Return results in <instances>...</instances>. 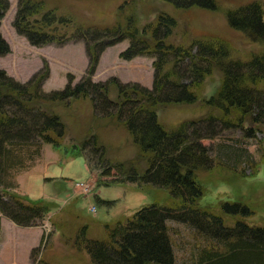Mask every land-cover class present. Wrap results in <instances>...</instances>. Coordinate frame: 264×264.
I'll return each instance as SVG.
<instances>
[{
	"label": "trees",
	"instance_id": "16d2710c",
	"mask_svg": "<svg viewBox=\"0 0 264 264\" xmlns=\"http://www.w3.org/2000/svg\"><path fill=\"white\" fill-rule=\"evenodd\" d=\"M86 1L18 0L13 26L19 35L34 46L82 41L89 63L78 82L70 74L64 88L52 91L43 88L51 72L47 62L26 82L0 68V213L18 226L31 227L54 209L55 201L32 200L14 192L15 173L29 168L26 162L44 144H64L68 125L56 105L72 108L75 102L87 101L95 120L124 128L137 149L128 163L113 161L99 133L90 128L79 149L93 164L90 168L99 170L98 185H150L167 191L168 199H156L130 216L106 223L103 237H91L90 225L78 222L71 235L62 232L66 246L85 252L89 264H176L168 224L173 220L190 225L203 238L204 245L198 243L193 250L192 264H264V225L248 222L255 211L243 201L203 203L207 187L198 179V171L213 164L202 139L212 137L216 127L245 130L251 122L247 132L254 136L264 125L263 6L252 2L227 12L231 27L263 45L259 53L241 59L219 37L189 40L187 27L179 40V21L168 11L160 10L143 23L140 9L147 4L141 5L142 0L118 7L113 23L88 16L85 10L96 0ZM162 1L177 10L217 8L214 0ZM9 7V0H0V20ZM125 39L129 45L120 52L122 59H154L151 88L115 76L93 80L105 49ZM9 52L11 46L0 32V56ZM216 72L220 84L212 95L203 94ZM198 102L207 112L201 117L172 127L159 118L162 106ZM200 124L207 125L206 134H201ZM38 248L31 250L33 260ZM38 264L50 263L41 258Z\"/></svg>",
	"mask_w": 264,
	"mask_h": 264
},
{
	"label": "rangeland",
	"instance_id": "374dc122",
	"mask_svg": "<svg viewBox=\"0 0 264 264\" xmlns=\"http://www.w3.org/2000/svg\"><path fill=\"white\" fill-rule=\"evenodd\" d=\"M9 1L10 7L0 20V32L9 42L11 52L0 56V68L5 69L16 79L26 82L47 62L51 72L43 85L45 91L64 88L70 74L75 77L74 82H78L86 73L89 63L84 42L70 41L64 45L43 46L30 44L13 26L18 0ZM126 2L133 1L96 0L90 3L91 7L89 6L85 13L99 23H113L118 7L125 6ZM214 2L217 4L214 10L199 7L177 10L162 0H142L141 5L147 4L146 9H140L143 13L142 22L152 20L155 13L165 10L179 21L177 36L179 40L184 34L183 28L187 27L190 33L189 40L219 37L231 45L234 57L248 59L259 53L263 45L248 34L231 27L227 20V12L252 2L260 3L264 10V0H214ZM79 6L81 5L78 4L77 7ZM78 11L81 12L82 9ZM128 45L127 39L109 45L101 56L93 80L106 81L115 76L122 82H139L151 88L154 81L152 66L154 59L148 56H137L131 60L122 59L120 52ZM219 84L220 74L216 72L212 80L208 81L203 94L212 95ZM55 110L68 125L69 133L61 147L65 155L67 153L85 155V152L79 149V145L87 131L92 128L107 145V156L113 161L128 163L136 156V146L125 129L109 124L108 120H95L89 102H75L72 108L59 104ZM206 113L200 102L192 105H166L160 107L158 111L159 118L167 127L176 126L185 120L190 121ZM206 126L200 124L201 134L207 133ZM252 126L251 122H247L245 130L216 127L212 137L202 139L213 159V164L210 169L198 171V179L207 187L203 203L213 205L220 200L243 201L255 211V215L249 218L248 222L252 225H264V125L258 126L259 129L254 136L247 132ZM194 128L191 126V132ZM45 145L42 146L40 153L35 151L34 157L26 162L28 169L41 161ZM88 162L86 160L95 186L94 194L91 197L73 195V184L87 180L86 178L74 180L63 196L65 199L55 196L48 198L55 201L56 205L45 219L36 225L42 228L44 235L36 246L39 247L36 259L33 260L31 257L33 248H30L37 240L35 233L25 234L27 230L20 229L10 219L0 215V264H38L41 258L50 264H89V257L85 252L77 253L63 243L62 232L66 236L71 235L78 222L83 221L90 225L91 237H103L106 223H114L124 216H130L137 209L156 199L160 201L168 199L167 191L150 185L142 188L134 183H126L124 186L98 185L99 170L90 168L93 164ZM243 173L244 176H241ZM20 174L15 173L14 178L17 182ZM15 189L14 192L22 195ZM92 206H96V213L91 212ZM232 221L233 218H229L228 223ZM168 224L176 264H192L193 250L198 243L199 246L204 245L203 238L186 223L172 220Z\"/></svg>",
	"mask_w": 264,
	"mask_h": 264
},
{
	"label": "crops",
	"instance_id": "0c3cea01",
	"mask_svg": "<svg viewBox=\"0 0 264 264\" xmlns=\"http://www.w3.org/2000/svg\"><path fill=\"white\" fill-rule=\"evenodd\" d=\"M91 177V171L84 155L76 153L65 155L61 147L46 144L41 161L30 169H25L19 175L18 186L15 191L32 200L48 199L53 196L65 199L63 196L66 190L72 186L74 180ZM0 215L3 216L1 213ZM16 226L22 230H27L25 234L35 233L37 240L30 248H34L40 243L43 236V230L40 226Z\"/></svg>",
	"mask_w": 264,
	"mask_h": 264
},
{
	"label": "built area",
	"instance_id": "2783aa9c",
	"mask_svg": "<svg viewBox=\"0 0 264 264\" xmlns=\"http://www.w3.org/2000/svg\"><path fill=\"white\" fill-rule=\"evenodd\" d=\"M73 195H82L84 197H91L94 194L95 186L93 185L92 179L82 180L73 184ZM92 213L97 212L96 206L90 208Z\"/></svg>",
	"mask_w": 264,
	"mask_h": 264
},
{
	"label": "water",
	"instance_id": "95a60500",
	"mask_svg": "<svg viewBox=\"0 0 264 264\" xmlns=\"http://www.w3.org/2000/svg\"><path fill=\"white\" fill-rule=\"evenodd\" d=\"M105 42H106V43L110 42V39H106Z\"/></svg>",
	"mask_w": 264,
	"mask_h": 264
}]
</instances>
